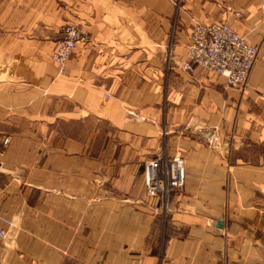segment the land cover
<instances>
[{
  "label": "crops",
  "instance_id": "obj_1",
  "mask_svg": "<svg viewBox=\"0 0 264 264\" xmlns=\"http://www.w3.org/2000/svg\"><path fill=\"white\" fill-rule=\"evenodd\" d=\"M209 21L258 48L243 90L179 67ZM68 23L90 40L59 71ZM0 231V264H264V0H0Z\"/></svg>",
  "mask_w": 264,
  "mask_h": 264
},
{
  "label": "built area",
  "instance_id": "obj_2",
  "mask_svg": "<svg viewBox=\"0 0 264 264\" xmlns=\"http://www.w3.org/2000/svg\"><path fill=\"white\" fill-rule=\"evenodd\" d=\"M185 47L186 59L179 67L191 72L193 66L214 72L224 79L226 87L243 90L256 60L258 48L248 44L243 36L224 22H196L189 31ZM89 35L75 24L63 26L60 37L49 55V60L63 71L65 63L77 45L87 44ZM212 136V135H211ZM7 143L3 138L2 144ZM143 189L146 195L157 196L166 208L167 196L183 189V160L179 155L168 156L161 150L143 162ZM0 236L4 233L0 231Z\"/></svg>",
  "mask_w": 264,
  "mask_h": 264
}]
</instances>
